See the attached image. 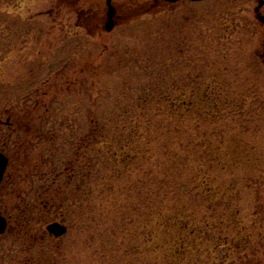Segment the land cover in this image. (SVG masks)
I'll use <instances>...</instances> for the list:
<instances>
[{"label":"rangeland","instance_id":"374dc122","mask_svg":"<svg viewBox=\"0 0 264 264\" xmlns=\"http://www.w3.org/2000/svg\"><path fill=\"white\" fill-rule=\"evenodd\" d=\"M260 1L114 0L108 33L106 0H0V121L12 117L15 129L10 137L0 128L11 160L0 186V215L9 219L0 264H264ZM163 95L175 108L159 101ZM134 126L138 136L112 144ZM124 143L134 158L116 162ZM207 153L223 165L209 170L200 159ZM80 171L92 191L84 204L75 195ZM196 177L221 196L228 191L235 223L233 211H209L198 198L188 213L225 222L213 238L152 236L146 216L161 187L174 198ZM53 178L71 182L67 211L46 189ZM38 188L46 190L40 197ZM53 222L68 234L50 237ZM179 242L190 247L175 257Z\"/></svg>","mask_w":264,"mask_h":264},{"label":"trees","instance_id":"16d2710c","mask_svg":"<svg viewBox=\"0 0 264 264\" xmlns=\"http://www.w3.org/2000/svg\"><path fill=\"white\" fill-rule=\"evenodd\" d=\"M150 88H154V87L151 86ZM144 101L146 103H148L149 99L145 98ZM159 101L167 103V104H169V102H170V105L174 108L176 106V104H175L176 102L174 100H172L167 95H163L162 98H159ZM178 105H179L178 107H185L184 102H181ZM190 105H192V103ZM162 115L166 116L164 114V112H162ZM166 119L169 121V124H170L171 119H173V117H172V115L170 117L166 116L165 120ZM165 120H163V121H165ZM163 121L161 122L162 124H163ZM97 129L102 132L106 128L104 126H102L100 128H97ZM126 129L128 130V134L126 136L124 135L120 139H118L116 137L117 140H115V138L111 139V140H114L112 142L113 145L116 142H119L120 144L123 141L128 142L130 140H133V136H135V135L138 136L137 135V132H138L137 126L136 127L135 126L130 127V128L129 127L128 128L123 127L120 130L125 131ZM112 144L110 146H112ZM219 149H221L220 152H222V147L218 148V150ZM126 150H127V147L125 146V143H124L120 148L122 155L120 157L119 156L116 157V160H115L116 162L127 163L128 160L129 161L133 160V158H134L133 154L132 153L128 154V152ZM110 153H111V151H110ZM226 154L228 155V153H226ZM200 156H201L200 159H202L201 161H203L202 164H204V161H206L205 163H206V166L209 167V170L214 169L215 165L216 166H222L223 165V161L221 160L220 156L219 157L218 156L213 157V156H211L210 153H207L206 156H203L202 154ZM88 163H89V160H88ZM88 166H89V164H88ZM223 169H225V167H223L222 170ZM119 173H121V172H119ZM62 174H63V172L58 174L59 175L58 178L60 176L62 177L63 176ZM79 174H80V177H82V178L76 186L75 195H76V198L78 199V201H80L82 203L85 200H87V198L91 195L92 191H91V185H90V180H89L90 176L88 175L86 177L87 173H84L82 171H80ZM73 176H75V175H73ZM54 182H57L56 178H53L52 185H50L49 187L46 186L47 187L46 189L48 191L49 190L53 191V193H55L56 195L59 194L57 196L60 199H57L56 196H55V199L57 201L63 200V202H64L63 206L65 207V208L63 207L65 209L64 211H67L68 207L70 206V205L68 206V204H69L68 202L72 198H66L65 199V196L67 197V196H69V194H66V193L64 194L63 192L65 191L64 185L66 187L71 188V182H70V180H68V181H66V183L60 182L59 184H53ZM165 183H167L166 179H163L160 182L161 185L165 184ZM183 184L184 185L179 186L180 190L181 189L183 190V194L180 195V193H179L180 191H175V194H173V195H175L174 198L172 196H169V195H171L172 189H171V191H169V190H163L162 191L163 187H161V190L158 193V199L154 203L156 205L155 206L156 210L154 207V209H152V211H149L150 214H148L146 216L148 221L155 223V229L151 233L152 236L153 235L160 236L162 234L166 238H169V239L170 238H175V239L177 238L178 239V237H182V238L189 237L191 234V236H193L195 238H198V237L199 238H205V239H209L210 237L213 238L211 231L214 229H217L218 227L222 228L225 225V222H223V221L226 218L223 220L222 218H220V216L217 217L216 215H213L212 220L223 222V224L220 223V225H217L216 223L211 224L210 222H207L208 220L205 217L203 219L199 220L198 217L196 215H194L193 213H188L189 210L191 209V207H194L193 204H195L198 201V198H201V202H203V204H205V205H202V207L208 209L209 211H211V210L216 211L218 209L224 210L225 212L233 211V214L228 216V220H231L235 223V210H233V204H232L233 198L231 196L229 198L228 191H225L223 193V195L221 196L220 194H218V189H216L215 186H212L211 183L207 181V179H204V177H202V178L196 177L195 179L191 180L190 184H188V183H183ZM189 185H191L193 187V190H195V191L196 190H200V191L202 190L203 192H201V193L198 192L196 194H193L192 192H190L191 190L189 189ZM168 186H169V184H168ZM112 188L113 187H110L111 191H113ZM164 188L167 189V185L164 186ZM42 189H45V186H43ZM45 191L46 190L40 191L38 188L35 190V194L40 197L43 195V193ZM94 191H95V189H94ZM94 191H93V195L95 194ZM167 191H169V192L167 193ZM72 195H73V191L71 193V196ZM112 195H114V193H112ZM109 196H111V195H109ZM226 196L229 199H226ZM102 197H104V192L101 194L97 193V196L95 195L96 200L101 199ZM114 198H116V197L114 196ZM189 198L191 199L190 200L191 205H189V207H188L186 204H187V199L189 200ZM174 199L179 203L174 204L173 206L166 205V203L168 204V203L175 201ZM52 200H54V198H52ZM158 200H159V202H158ZM82 204H84V203H82ZM95 205H96L95 209L98 210L100 205H97V204H95ZM152 206H154V205H152ZM166 209H168V210L165 211ZM61 210H63V209H61ZM173 210L175 211V213L169 214L168 211L172 212ZM165 212H167V214H165ZM62 215H63L62 217H64V213H62ZM155 215L156 216L158 215V217H159V219H157L156 222L154 219ZM182 230H189V232L183 233ZM252 237H253V234H248L246 236V238L249 240L252 239ZM182 238H180L178 240L182 242L183 241ZM181 242H179L180 245L176 244L179 247L178 250H176V251L171 250V253H173L175 257L180 256V255L183 256L186 253V250H188V247H190L188 245H184L185 243L181 244ZM228 242L229 241L227 240L226 244ZM244 244L246 245V242ZM216 248H218V247H216ZM241 249H240V251H241Z\"/></svg>","mask_w":264,"mask_h":264},{"label":"water","instance_id":"95a60500","mask_svg":"<svg viewBox=\"0 0 264 264\" xmlns=\"http://www.w3.org/2000/svg\"><path fill=\"white\" fill-rule=\"evenodd\" d=\"M113 1L114 0H106L108 7V21L105 26V31L108 33L112 32L116 27V22H115L116 10L114 8ZM162 1L174 4L180 1L201 2L206 0H162ZM263 7H264V0H261L259 7L256 9V13H260ZM259 19L264 24V17L259 15ZM8 164H9L8 158L2 152H0V185L4 180ZM7 227H8L7 219L0 215V236L6 233ZM47 231L49 232L50 235H53L56 238H61L68 233V228L67 226L61 223H53L47 227Z\"/></svg>","mask_w":264,"mask_h":264},{"label":"flooded vegetation","instance_id":"af4514ba","mask_svg":"<svg viewBox=\"0 0 264 264\" xmlns=\"http://www.w3.org/2000/svg\"><path fill=\"white\" fill-rule=\"evenodd\" d=\"M154 2L157 4V3H166V2H164V1H162V0H154ZM166 4H168V3H166ZM116 16H117V13H116ZM116 16H115V22H116ZM107 21H108V18H107ZM107 21H106V23H105V25H104V30H105V26H106V24H107ZM38 104H39V102H38ZM9 121H11L12 122V117H9V119H8V121L4 124L2 121H0V128H3V127H5V128H8L9 130H10V137H12V135H13V133H15L14 131H15V129H13V123H10ZM14 130V131H13ZM7 142H4V145H3V147L0 149V152H2L7 158H8V160H9V164H8V167H7V171H6V174H5V177H4V179L6 178V176H7V173H8V170H9V166H10V164H11V160H10V158L7 156V154H6V150H7ZM17 166H20V162H19V164L17 165ZM17 166H16V169H18L17 168ZM3 182H4V180H3ZM2 182V183H3ZM2 185V184H1ZM0 185V186H1ZM8 219V218H7ZM8 227H9V219H8ZM50 237H54V236H50Z\"/></svg>","mask_w":264,"mask_h":264}]
</instances>
